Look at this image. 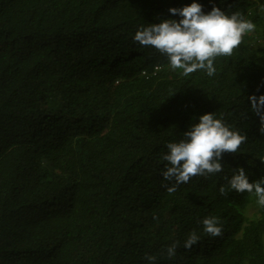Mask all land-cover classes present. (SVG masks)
Here are the masks:
<instances>
[{"label": "trees", "instance_id": "16d2710c", "mask_svg": "<svg viewBox=\"0 0 264 264\" xmlns=\"http://www.w3.org/2000/svg\"><path fill=\"white\" fill-rule=\"evenodd\" d=\"M190 2L0 0V264H148L146 253L155 264H264V207L227 182L237 164L250 182L264 175L248 100L264 94V0H199L256 25L212 76L173 70L132 39ZM205 112L247 139L222 153L220 173L169 193L166 144ZM205 216L220 235L203 232Z\"/></svg>", "mask_w": 264, "mask_h": 264}, {"label": "clouds", "instance_id": "9594fccd", "mask_svg": "<svg viewBox=\"0 0 264 264\" xmlns=\"http://www.w3.org/2000/svg\"><path fill=\"white\" fill-rule=\"evenodd\" d=\"M219 2V0H218ZM168 18H157V22L140 25L132 39L143 46H152L165 56L171 69H180L184 74L202 69L208 76L216 72L214 60L230 56L243 37L254 31L255 23L239 12H227L213 2L205 11L199 0H191L180 7L167 9ZM178 17V18H172ZM251 111L258 116L259 131L264 134V94L248 97ZM247 136L214 112L199 115L198 120L188 125L178 140L169 141L161 159L165 161L162 176L165 181L174 182L167 188L175 192L181 183H187L192 176H207L222 171V153L239 154L241 144ZM264 163V158L260 159ZM230 189L253 194L256 203L264 207V175L250 182L249 171L237 164L227 178ZM225 191L224 187L220 192ZM248 205L246 208V212ZM203 232L210 236L221 234V225L216 216H205L201 220ZM200 239L197 231H190L183 241L185 249L191 248ZM178 243L173 241L163 249L168 258L177 252ZM148 264H155L156 256L145 254Z\"/></svg>", "mask_w": 264, "mask_h": 264}, {"label": "rangeland", "instance_id": "374dc122", "mask_svg": "<svg viewBox=\"0 0 264 264\" xmlns=\"http://www.w3.org/2000/svg\"><path fill=\"white\" fill-rule=\"evenodd\" d=\"M253 207H251L250 209H247V213L251 214L254 210H255V206L252 205Z\"/></svg>", "mask_w": 264, "mask_h": 264}]
</instances>
